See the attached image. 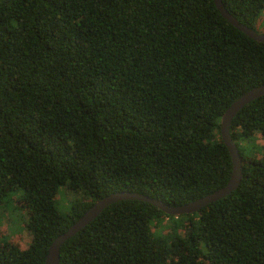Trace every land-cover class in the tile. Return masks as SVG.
Here are the masks:
<instances>
[{"label": "trees", "instance_id": "1", "mask_svg": "<svg viewBox=\"0 0 264 264\" xmlns=\"http://www.w3.org/2000/svg\"><path fill=\"white\" fill-rule=\"evenodd\" d=\"M222 2L256 30L264 0ZM262 83L264 41L213 0H0V204L13 193L30 234L24 248L0 242V264H44L109 193L180 205L222 187L221 114ZM230 133L242 163L230 194L178 216L116 201L63 242L59 264H264V95Z\"/></svg>", "mask_w": 264, "mask_h": 264}, {"label": "water", "instance_id": "2", "mask_svg": "<svg viewBox=\"0 0 264 264\" xmlns=\"http://www.w3.org/2000/svg\"><path fill=\"white\" fill-rule=\"evenodd\" d=\"M213 1L222 17L225 18L230 24H232L237 29L241 30L247 36L257 41H264V32H257L252 27L240 22L226 9L222 0ZM261 95H264V83L244 92L237 99H235V101H233L221 114L219 121L220 137L225 146L227 147L232 161L231 174L226 184L207 195H204L202 197L180 205H170L158 198L151 197L145 193L137 191L119 190L109 193L103 196L102 198L96 200L65 231L58 234L51 241L47 253L45 255L44 264H59V251L63 242L72 237L81 228H83L90 221H92L105 207L116 201L126 199L142 200L158 207L166 214L178 216L182 214H190L197 212L208 203L230 194L233 190L238 187L242 177L241 157L233 141V138L231 137L230 124L233 117L244 105Z\"/></svg>", "mask_w": 264, "mask_h": 264}, {"label": "rangeland", "instance_id": "3", "mask_svg": "<svg viewBox=\"0 0 264 264\" xmlns=\"http://www.w3.org/2000/svg\"><path fill=\"white\" fill-rule=\"evenodd\" d=\"M257 31L264 32V10L260 13L255 24ZM257 142L263 140L257 136ZM65 192V193H64ZM13 193L5 195L0 204V242H16L20 247H26L30 242V234L25 228V210L18 206L17 200L13 199ZM73 194L66 191L63 187L58 190L57 207L66 212V208L71 202Z\"/></svg>", "mask_w": 264, "mask_h": 264}]
</instances>
